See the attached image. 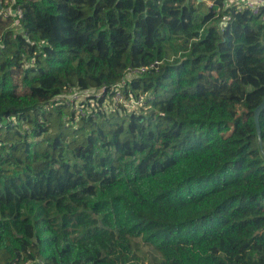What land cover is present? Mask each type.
<instances>
[{"label": "trees", "instance_id": "obj_1", "mask_svg": "<svg viewBox=\"0 0 264 264\" xmlns=\"http://www.w3.org/2000/svg\"><path fill=\"white\" fill-rule=\"evenodd\" d=\"M225 1L0 0V264H264V7Z\"/></svg>", "mask_w": 264, "mask_h": 264}, {"label": "built area", "instance_id": "obj_2", "mask_svg": "<svg viewBox=\"0 0 264 264\" xmlns=\"http://www.w3.org/2000/svg\"><path fill=\"white\" fill-rule=\"evenodd\" d=\"M225 6H237L240 10H249L253 13V15H259L262 7H264V0H235L233 2L231 0H226ZM7 15L21 17L22 13L20 10L13 13L11 10H8ZM149 70L150 68L147 67L128 70L125 78L117 85L113 86L110 96H108L104 101V110L110 112L123 107L129 112H134L142 108L148 98V94H140L138 97L135 96L131 92L129 84L132 80L141 78ZM126 91H128V94H126ZM103 93L104 90L96 91L94 89H90L82 91L79 89H73L68 94L62 95L57 99L65 100L74 105L78 116H86L88 111L84 109V103L91 97H95L96 100L100 99Z\"/></svg>", "mask_w": 264, "mask_h": 264}, {"label": "water", "instance_id": "obj_3", "mask_svg": "<svg viewBox=\"0 0 264 264\" xmlns=\"http://www.w3.org/2000/svg\"><path fill=\"white\" fill-rule=\"evenodd\" d=\"M263 110H264V100L261 103V105L255 110V123L257 126V132H258V136L260 139V144H262V143H261V129H260L259 118H260V114Z\"/></svg>", "mask_w": 264, "mask_h": 264}, {"label": "crops", "instance_id": "obj_4", "mask_svg": "<svg viewBox=\"0 0 264 264\" xmlns=\"http://www.w3.org/2000/svg\"><path fill=\"white\" fill-rule=\"evenodd\" d=\"M232 2L235 1V0H231ZM237 1V0H236Z\"/></svg>", "mask_w": 264, "mask_h": 264}, {"label": "rangeland", "instance_id": "obj_5", "mask_svg": "<svg viewBox=\"0 0 264 264\" xmlns=\"http://www.w3.org/2000/svg\"><path fill=\"white\" fill-rule=\"evenodd\" d=\"M91 108H93V107H91ZM86 111H88V110H86Z\"/></svg>", "mask_w": 264, "mask_h": 264}]
</instances>
